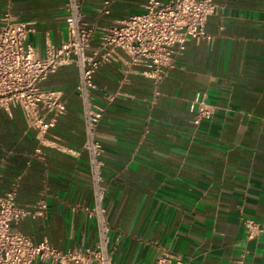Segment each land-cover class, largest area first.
I'll return each instance as SVG.
<instances>
[{
    "label": "crops",
    "instance_id": "crops-1",
    "mask_svg": "<svg viewBox=\"0 0 264 264\" xmlns=\"http://www.w3.org/2000/svg\"><path fill=\"white\" fill-rule=\"evenodd\" d=\"M106 1L109 13L102 14ZM214 1L205 24L212 42L188 41L159 83L123 62L94 75L114 264H152L162 251L184 264H264V0ZM65 2L0 0V22L7 11L30 23L26 44L43 57L66 38ZM145 3L83 0L85 20L96 29L87 52L102 29L141 13ZM77 80L76 67L63 65L41 82L66 103L43 138L18 107L0 108V196L16 186L19 207L43 195L46 202L42 217L14 229L62 252L93 247L97 238L83 211L93 196ZM196 97L213 111L198 126L190 111ZM244 220L261 232L247 238Z\"/></svg>",
    "mask_w": 264,
    "mask_h": 264
},
{
    "label": "built area",
    "instance_id": "built-area-1",
    "mask_svg": "<svg viewBox=\"0 0 264 264\" xmlns=\"http://www.w3.org/2000/svg\"><path fill=\"white\" fill-rule=\"evenodd\" d=\"M83 0H66V38L55 47H47L43 57L36 56L26 44L32 31L28 22H16L5 12L0 22V108L18 107L27 126L43 138L66 114V103L59 92L44 91L40 84L59 66L74 65L78 72L75 92L81 102L83 117V151L88 160L93 203L85 207L86 216L93 219L97 233L90 248H69L62 252L46 240L33 243L14 227L25 218L42 217L46 211L44 195L31 208H22L16 202V186L0 196V264H114L108 252L110 229L103 201L106 188L102 178V146L96 138V129L103 108L93 98L94 75L106 64L123 62L140 68L141 74L159 83L174 69L176 59L190 40L212 42L205 32V24L214 15V0H146L139 14L117 20L101 30L91 52L96 29L83 13ZM109 2L100 10L108 14ZM192 124L198 126L212 115V107L203 97L190 103ZM70 153V150H67ZM247 238L260 233L253 220H244ZM152 264H184L167 251L156 256Z\"/></svg>",
    "mask_w": 264,
    "mask_h": 264
}]
</instances>
